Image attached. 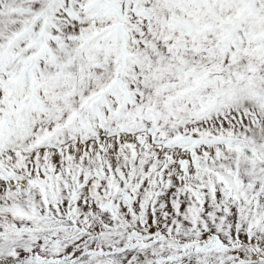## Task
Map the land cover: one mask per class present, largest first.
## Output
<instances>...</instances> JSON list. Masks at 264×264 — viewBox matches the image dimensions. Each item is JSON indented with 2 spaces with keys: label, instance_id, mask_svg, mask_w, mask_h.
<instances>
[{
  "label": "snow or ice",
  "instance_id": "1",
  "mask_svg": "<svg viewBox=\"0 0 264 264\" xmlns=\"http://www.w3.org/2000/svg\"><path fill=\"white\" fill-rule=\"evenodd\" d=\"M0 264H264V0H0Z\"/></svg>",
  "mask_w": 264,
  "mask_h": 264
}]
</instances>
